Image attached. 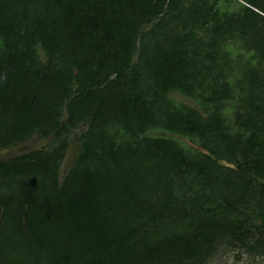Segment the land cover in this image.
<instances>
[{
  "label": "trees",
  "instance_id": "trees-1",
  "mask_svg": "<svg viewBox=\"0 0 264 264\" xmlns=\"http://www.w3.org/2000/svg\"><path fill=\"white\" fill-rule=\"evenodd\" d=\"M234 1L0 0V148L51 139L0 160V264L264 255V0Z\"/></svg>",
  "mask_w": 264,
  "mask_h": 264
},
{
  "label": "rangeland",
  "instance_id": "rangeland-1",
  "mask_svg": "<svg viewBox=\"0 0 264 264\" xmlns=\"http://www.w3.org/2000/svg\"><path fill=\"white\" fill-rule=\"evenodd\" d=\"M239 1L242 2V0H238V1L236 0L232 2L230 8L236 9ZM172 97L180 102L197 107L195 102H193L191 99L185 97L184 95L178 92L172 93ZM233 119H234V112L231 110V113H230L231 123L233 122ZM83 129L84 127L80 126L79 128L75 130V132L73 133L71 137L69 150L62 164L61 177L70 168L77 154V151L79 148L78 141H77V135H79ZM180 141L183 144V146H185L186 148L191 147V148L202 149L198 144L190 142L187 139H181ZM50 142H51L50 138H43L40 135H34L28 141H25V142H22V143H19V144H16V145H13L7 148H0V160L9 159L11 157L24 154L34 149L49 147ZM206 264H264V255H250L247 253H243L237 248L234 249L230 247H221Z\"/></svg>",
  "mask_w": 264,
  "mask_h": 264
},
{
  "label": "water",
  "instance_id": "water-1",
  "mask_svg": "<svg viewBox=\"0 0 264 264\" xmlns=\"http://www.w3.org/2000/svg\"><path fill=\"white\" fill-rule=\"evenodd\" d=\"M206 152V151H205ZM219 163L223 164V165H229V163L223 159H220V158H217V157H214Z\"/></svg>",
  "mask_w": 264,
  "mask_h": 264
}]
</instances>
